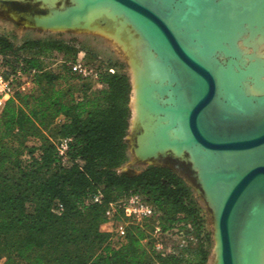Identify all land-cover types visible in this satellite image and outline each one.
<instances>
[{
	"label": "trees",
	"instance_id": "16d2710c",
	"mask_svg": "<svg viewBox=\"0 0 264 264\" xmlns=\"http://www.w3.org/2000/svg\"><path fill=\"white\" fill-rule=\"evenodd\" d=\"M80 52L74 40L17 46L0 35L3 67L21 68L40 88L37 94L16 92L0 115V258L4 264H208L204 244L154 255L143 244L147 225L130 227L117 246L101 231L110 204L139 194L160 211L163 231L191 222L211 240L191 188L171 168L117 173L128 159L131 82L107 71L96 89L83 85L75 97L62 86V75L47 70L45 59ZM67 138L72 140L64 163L54 140ZM12 140L16 145L8 144ZM98 191L103 203L86 205ZM58 205L60 215L54 213Z\"/></svg>",
	"mask_w": 264,
	"mask_h": 264
},
{
	"label": "rangeland",
	"instance_id": "374dc122",
	"mask_svg": "<svg viewBox=\"0 0 264 264\" xmlns=\"http://www.w3.org/2000/svg\"><path fill=\"white\" fill-rule=\"evenodd\" d=\"M47 1L48 2H46V0H0V35L6 36L12 43L17 46L23 44L25 41L28 40L53 39L61 41H76L78 47L81 49V52L75 58H67L62 55H54L45 59V66L47 70L51 71L54 74L62 75V86L66 89H70L71 93L75 97L80 96L81 87L83 85H87L91 87L92 90H94L98 87L100 81V79L85 80L72 73L70 67L71 64L74 63L76 60L80 59L86 65L93 67L95 70L98 71L100 77L110 69L116 71L117 73L127 75L130 79L132 87L130 99L131 117L126 137L128 145V159L126 163H124L120 168L117 169V173L126 175H136L141 173L149 166H166L171 168L191 188L193 196L196 199L200 208L201 215L206 221V229L211 233V240L209 242L205 239L204 236H201L191 222H183L179 225H176L172 229L163 231L162 227L160 226L161 213L159 210L157 218H154L152 220H144L140 224L132 220H127L124 217L122 205L128 200L130 195L125 196L118 202L114 203V219L120 221L124 220L127 223V230L132 226L147 225L145 227L149 231V237L143 242V244L146 246L148 251H151L156 256L179 254L184 249H193L196 248L199 244H204L210 252L208 264H216L218 261V243L217 231L215 236L216 221L214 209L212 208L213 204L211 200L210 203L212 206L209 204L205 192L203 191L202 185L199 182L197 172L193 168L192 164L194 163L191 160L190 155L188 153L177 155L174 151L169 150L164 154L160 155H167L170 153L179 159L171 155L161 158L157 157L160 152H163L166 149L155 148L158 141L160 140L163 142L164 145L160 144L161 146H166L168 140H177L175 136L178 135V132H164V124L166 126V121H164L163 125L159 127V137L157 142L152 143L153 140L150 141L149 138L146 137L148 136L146 123L143 122L142 119H140L136 125H134L132 122V77L134 74V70H139L140 68L141 72L143 73L147 69L146 62L143 61L145 59H148V61L158 59V55L154 54L151 50H148L146 54L142 55L145 52L146 47H142L140 35L130 25H127L126 23L122 24L121 19L118 20L117 17L119 14H121V11H119V9H117V7L112 3H99L96 6L90 7L85 15L77 14L80 17L77 16L78 19L75 18L76 20L73 21L72 25L66 24L64 26L60 24V15L63 12L65 15H67L68 12L71 13V11L73 10H84L87 1ZM207 1L208 0H202V2ZM209 1L215 2V0ZM220 1L221 0H216V2ZM223 2L222 3L225 5V7L223 9L218 8L219 10L217 9L216 12L219 13V11H221L220 14H216V10L213 11L212 9H208L207 11L202 12L198 8H196L199 17L200 13L203 14L202 18H199L196 12L193 16H191V24L194 23V25L197 24L199 26L198 31L195 32V34L197 33V38L205 40L206 43V40H209L207 29L208 27H210L212 33L214 29L221 32L226 30L221 37L219 36V39H215L216 42H232L234 40V34L237 32V30H240L242 28L241 24H244V22H246L248 26H246L245 28V24L243 26V30H249L250 33L242 35L237 42V46L239 47L241 53H243V60L245 62H248L250 59L259 60L253 63V66L251 65L249 67V71H254L258 73L261 69H263L262 72H264V65H261L262 61H264V0H224ZM78 3H81V8H79ZM230 3L233 6H230ZM257 4H259L260 6L257 7ZM96 7L98 8L96 9ZM181 9L182 7H180V11ZM35 18L40 26L36 23ZM45 18L46 20H44ZM247 21H250L252 24L249 25L250 23L248 24ZM43 23L47 24L50 28L43 25ZM203 24L204 27H202ZM200 27H202V32L199 34ZM258 32H262V34L258 35ZM215 40H212V42H215ZM216 42L215 44L211 43L213 47L215 45H218V43ZM197 44L199 45V39L197 41ZM0 59L1 61L3 60L2 57H0ZM164 64L166 66H169L165 62ZM239 65L238 67L236 65H234V67L233 65H231L226 71V77L230 76L234 78V84L239 89L238 94L242 96V88L240 86L241 79L245 77V75L248 73V70L245 71L243 67ZM235 66L237 67V69L235 68ZM169 67L166 70L169 74L171 73V76L166 83L167 87L171 84L172 81H174V78L176 77L172 72L171 67ZM20 69L21 68H18L15 72H12L11 69L3 67L2 63L0 65V76H2L5 82L0 88V115L4 110L6 102L11 99L16 92H22L24 94H37L40 92V88L33 81V76L28 73H23ZM254 75L256 76V74ZM263 77L264 73L260 74L259 80L261 82L264 81ZM254 82L255 81L252 79V82H248L247 84H245L247 93L251 95L263 94V87L259 88ZM5 87H10L12 89V93L9 96H6L5 92H3V89ZM164 88L165 86L160 88V91H162L160 96L158 95L160 98L159 100L153 102L154 108L152 106L151 111H153L154 114H157L162 120H164L163 118L168 119L167 127L169 128V121L175 116L170 112L162 113L161 105H167L168 107H172L173 103L176 104V99L173 100L174 97L172 92H170L168 96L163 95ZM158 105L159 108L157 109L156 107ZM62 120V118H59L56 121L55 127L59 125ZM137 125L142 126V134L141 129L136 128ZM138 136V154L141 156L140 150L142 145L143 156H145L147 159H152L155 157H157L158 159L142 160L141 158H139L136 153V148L138 146ZM61 140L57 139L54 141H56V143L58 144ZM8 144L16 145V142L12 140L9 141ZM189 160L192 162V164ZM214 192H216V190ZM81 223L82 225H85L87 223L86 219H81ZM157 227H160L159 232L157 231ZM122 239L123 238H120L115 233L110 234V243H112L113 245L117 246ZM158 242L161 243L163 246L161 250L156 249V244ZM4 262L5 258H0V264H4Z\"/></svg>",
	"mask_w": 264,
	"mask_h": 264
},
{
	"label": "water",
	"instance_id": "95a60500",
	"mask_svg": "<svg viewBox=\"0 0 264 264\" xmlns=\"http://www.w3.org/2000/svg\"><path fill=\"white\" fill-rule=\"evenodd\" d=\"M178 1L183 4L181 14L175 11ZM178 1L87 0L89 4H114L122 13L118 20L140 35L142 47L150 48L171 67L176 76L172 90L189 93L190 102L184 109L191 135L189 142L200 146L213 158L211 167L204 172L189 161L210 205L213 190H221L224 195L220 206L211 205L216 221L215 236L218 231L220 240V260L216 264H243V246L246 240L249 242L251 225L256 219L261 223L264 217V93H247L245 84L252 82L250 73L241 81L244 97L237 95L239 99L222 87V79L231 65L238 67L240 63L247 71L259 60L245 62L236 38L237 41L228 42L230 48L223 46V42L207 48L201 38H197L198 45L195 38L198 27L189 24L191 16L196 12L199 17L196 8L202 12L212 9L216 13L220 3L208 0L196 6L192 0ZM202 17L200 13L199 18ZM201 32L202 27L199 34ZM261 83L264 89V81ZM136 128H140L142 134V126ZM139 136L136 153L142 160L173 156L169 153L144 159L137 152Z\"/></svg>",
	"mask_w": 264,
	"mask_h": 264
},
{
	"label": "bare ground",
	"instance_id": "6f19581e",
	"mask_svg": "<svg viewBox=\"0 0 264 264\" xmlns=\"http://www.w3.org/2000/svg\"><path fill=\"white\" fill-rule=\"evenodd\" d=\"M192 1H194L196 6H197V3H199V4H201V3L204 4L205 3V2H202V0H192ZM223 1L224 0H221L220 2H216L215 1L216 3H220L217 8H222L223 9L225 7V5L223 4L224 3ZM46 2H48V1L46 0ZM99 3H102V2H99ZM99 3H97V4H99ZM106 3H110V2H106ZM78 4H79V8H81V3H78ZM97 4H89L87 2L85 4V8H84V9H86V12H83V10H81V9L80 10L71 11V13L68 12L67 15H65L64 12H63L60 15L61 16L60 17V19H61V21H60L61 23L60 24H62L64 26L66 24L67 25L68 24L72 25L73 21L78 19L77 16L80 17L77 14H84L85 15L88 12L90 7L96 6ZM181 4L182 3L178 1L177 7L175 8V11L177 13L180 12V14H181L180 7H182ZM230 6H233V5L230 3ZM259 6L260 5L257 4V7H259ZM97 8L98 7H96V9ZM249 10H250V8H249ZM44 20H46V18ZM247 22H248V24L250 23L249 25L252 24L250 21H247ZM189 24H191V22ZM242 24H241L242 28L240 30H237V32L235 31L236 33L233 36L234 39L235 38L239 39L240 36L250 33L249 30H246V29L243 30V26L246 24V22H244L243 25ZM43 25H45L46 27H49L45 23H43ZM195 26L199 27L197 24ZM246 26H248V25L246 24L245 28H246ZM202 27H204V24H203ZM207 31H208L207 34H208L209 40H206V44L208 45L207 47L209 48L210 46L213 47V45L211 43L215 44L216 40L219 39V36L221 37L222 34L225 33L226 30L221 32V31H218V30L214 29L213 33H212L211 32V28L208 27ZM246 32H248V33H246ZM258 33H259L258 35L262 34V32H258ZM258 35H256V36H258ZM195 38H196V41H198L197 36ZM236 39L234 41H237ZM212 40L213 41L215 40V42H212ZM223 40H225V39H223ZM210 41H211V43H210ZM228 42L229 41H227L224 46H227V47L230 48ZM223 44H224V41H223ZM148 50H151V49L146 47L145 52L142 55L146 54L148 52ZM241 57L243 58V55ZM159 58L158 59L149 60V61H148V59L147 60L145 59L143 62H146V68L147 69H146V71L143 70L144 71L143 73L141 72L140 68H139V70H134V74H133V77H132V85H133V96H132L133 117H132V122H133L134 125H136L138 123V121L140 119H142L143 122L146 123V128L148 130V136H146V137H148L150 141L153 140L152 143H155V142H157L158 137H159V133H158L159 127H161V125H163V122L166 121V126L164 124V128H165L164 132L165 131H170V132L171 131H177L178 135L175 136L177 140L176 141L175 140L174 141L173 140H171V141L168 140L166 146H161L163 144V142L160 141V140H159L160 142L158 141L156 146L153 144L155 146V148H166L163 152H160L159 155L160 154H164L165 152H167L169 150L174 151L177 155H182L183 153H188L190 155L191 160L193 161L195 167L199 171L204 172L207 168L211 167V165H212L211 162H212L213 158H211L212 156L208 152L203 150L200 146H198L196 144H190V142H189V139H190L191 135H190V132L188 131V128H187V122L185 121L186 117H185V114H184V109L188 106V104L190 102V95L187 92L186 93H184V92L175 93L174 90H172V83L176 80V77L174 78V81H172L171 84L168 87L166 86L167 81L170 79V76H171L170 74L171 73L169 74L167 72V70H166L169 66H166L164 64V61L159 59ZM235 59H237V58H235ZM261 65H264V61H262ZM247 70H248L247 71L248 74L250 73L252 75V79L255 81L254 83L259 88H261L262 83L259 80V76H260V74L264 73V72H262L263 69H261L260 72H258V73L254 72V71H253L254 72L253 73L252 71H249V69H247ZM254 74H256V76ZM226 76H227V72L225 71V74H224L223 79H222V87L224 86V88L227 89V91L229 90L235 96L238 95L240 97V94H238L239 93V91H238L239 89L234 84V81H235L234 78H232L230 76H228V77H226ZM255 77H258V78H255ZM244 78H246V77H243L242 79H244ZM242 79H241V81H242ZM256 81H257V83H256ZM164 86H165V88H164V91H163V93H164L163 95L168 96L169 93L172 92L173 93V97H174L173 100L176 99V104L173 103L172 107H168L167 105H165V106L161 105L162 113L163 112L164 113L170 112V113H172L175 116V117H173V119H170L169 128L167 127L168 119L163 118L164 120H162V119L159 118V116L157 114H154V112L151 111L152 110L151 109L152 106L154 108V103L153 102H155L156 100H159V98H160L158 96V94H161V92H162V91H160V88L164 87ZM241 92H242L241 95L244 97L243 88H242ZM156 95H157V97H156ZM238 96H237V98L239 99ZM156 108L158 109L159 105ZM144 134H145V130H144ZM148 138H147V140H148ZM158 144L159 145L161 144L160 147H159ZM186 148H188V149H186ZM150 149H153V148H150ZM142 150H143V146L141 145L140 154H141L142 157L146 158L145 156L142 155ZM179 153H181V154H179ZM159 155L157 157H159ZM157 157H155V158H157ZM214 191L215 190H213L211 192L212 199H210V200H211L212 204L215 207H217V204L220 206L224 195H222V191L221 190L216 191V192H214ZM261 230L262 229H258L257 228V230L255 232L256 233L255 236L254 237L250 236L249 242H247V240H246V242L244 243L243 248H244V252L245 253H244L243 264H264V229L262 231ZM217 243H218V245H217L218 246L217 255H218V263H219V260H220V240H219L218 231H217Z\"/></svg>",
	"mask_w": 264,
	"mask_h": 264
},
{
	"label": "built area",
	"instance_id": "2783aa9c",
	"mask_svg": "<svg viewBox=\"0 0 264 264\" xmlns=\"http://www.w3.org/2000/svg\"><path fill=\"white\" fill-rule=\"evenodd\" d=\"M2 61L0 59V65ZM71 70L72 73L76 74L82 79L90 80L95 79L99 80L100 76L97 70H95L93 67L86 65L83 63L80 59L76 60L74 63L71 64ZM109 72L111 74H114L115 71L110 69ZM4 80L2 76H0V88L4 84ZM1 90V89H0ZM3 92H5L6 96H9L12 93V89L10 87H5L3 89ZM72 139H62L57 144V151L59 157L62 158L63 162L66 163L68 158V151H69V145L71 143ZM103 203V194L101 191H98L96 193H91L87 196L85 199V204H102ZM62 205H58L54 208V213L60 215L62 211ZM124 217L127 220H132L134 222H137L140 224L144 220H152L154 218H157L158 216V210L148 203L146 200L143 199V197L139 194H131L130 197L126 202L122 205ZM114 203L109 205V208L106 211V221L101 226V231L107 234H117L120 238H124L127 233V223L123 220H116L114 219ZM157 231H160V227H157ZM163 248L161 243L156 244V249L161 250Z\"/></svg>",
	"mask_w": 264,
	"mask_h": 264
},
{
	"label": "crops",
	"instance_id": "0c3cea01",
	"mask_svg": "<svg viewBox=\"0 0 264 264\" xmlns=\"http://www.w3.org/2000/svg\"><path fill=\"white\" fill-rule=\"evenodd\" d=\"M0 111H1V110H0ZM263 219H264V217H263ZM261 221H262L263 223H262V222L260 223L259 220H257V219H256L255 221H253V223H252V225H251V226H252V229L250 230V236H251V237H254V236H255V234H256L255 232H256L257 228H258V229H262V230L264 229V220H261ZM258 222H259V223H258ZM262 230H261V231H262ZM260 236H261V235H260Z\"/></svg>",
	"mask_w": 264,
	"mask_h": 264
},
{
	"label": "flooded vegetation",
	"instance_id": "af4514ba",
	"mask_svg": "<svg viewBox=\"0 0 264 264\" xmlns=\"http://www.w3.org/2000/svg\"><path fill=\"white\" fill-rule=\"evenodd\" d=\"M160 96V94H158Z\"/></svg>",
	"mask_w": 264,
	"mask_h": 264
}]
</instances>
